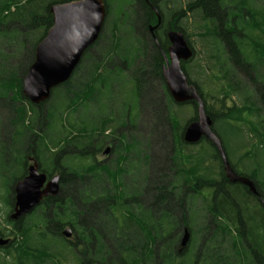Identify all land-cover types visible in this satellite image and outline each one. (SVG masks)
I'll list each match as a JSON object with an SVG mask.
<instances>
[{"label":"trees","instance_id":"obj_1","mask_svg":"<svg viewBox=\"0 0 264 264\" xmlns=\"http://www.w3.org/2000/svg\"><path fill=\"white\" fill-rule=\"evenodd\" d=\"M68 1L72 0H0V41L10 45L19 41L20 48L30 54V66L37 45L53 25L51 7ZM114 1L106 0L107 23L112 20L113 27L101 47V57L93 58L88 70L82 59L71 78L53 89L45 103L34 105L24 97L22 85L28 69L9 63L18 51L0 55V102L7 103L13 112L16 108L14 133L8 147L3 145L1 151L3 158H11L10 165L17 174L13 190L27 173L29 157L49 179L59 176L61 186L56 197L45 198L24 223L16 225V243L8 247L12 249L0 264H68L70 247L66 243H75L74 248L81 250L80 263L264 264V214H259L264 212V205L258 199H264V158L259 160L261 155L264 157V0H202L208 12L203 35L212 37L211 56L223 85L215 100L218 109L208 105L205 98L206 111L238 138L233 149L214 125L233 169L254 181L259 197L246 186L229 181L221 156L209 140L207 147L199 151L192 150L196 144L184 141L185 128L196 116L184 128L172 113L174 157L168 173L148 189L147 199L139 198L143 195L148 156L140 142L130 141L123 133L118 136L117 132L134 124V113L124 101L122 111H115L113 93L115 85L120 87L124 73L119 67L109 70L108 65L114 55L131 58L130 52L121 54V46L132 35L128 22L133 12L129 5L132 0H117L119 8L115 6L117 15L113 16ZM137 2L144 9V22L149 18L146 0ZM197 4L194 0L188 10ZM123 31L127 36L122 41ZM106 34L102 32L98 43ZM221 40L228 48L226 56L217 52ZM152 57L156 67V53ZM156 71L151 76L158 79ZM146 76L142 74L141 79ZM168 99L171 107L177 104ZM37 127H42L41 132ZM108 129L115 130L114 140L118 138L119 144L114 150L116 158L105 162L98 156L105 138L110 136ZM247 137L253 141L252 147ZM237 146L249 161V150H257V164L252 163L248 171L231 160ZM207 148L213 151L209 153ZM84 207L86 211L82 212ZM175 210L181 212L182 224L191 234L190 243L181 253L180 233L175 234V224H179L175 222ZM96 211L104 217L101 226L90 224L93 220L89 218L97 217ZM202 215H206L205 221ZM67 227L72 229L75 241L62 235ZM105 233L112 241H106ZM91 244H97V248Z\"/></svg>","mask_w":264,"mask_h":264},{"label":"rangeland","instance_id":"obj_2","mask_svg":"<svg viewBox=\"0 0 264 264\" xmlns=\"http://www.w3.org/2000/svg\"><path fill=\"white\" fill-rule=\"evenodd\" d=\"M162 1H168L170 5H173L175 8L179 9L181 7L186 8V16L184 18L185 20V28H186V34L189 40L193 43L197 50L196 56L192 57V61L188 63L187 67V73L192 81H195L197 85L200 87V89L203 91L204 96L206 98V102L208 105H216L218 109V101L217 96L220 94V89H222V83L220 79L216 76L217 70L215 68L214 60L211 59V55L214 53L212 49V43H210V39L204 37L202 34L205 30L203 26L205 25L204 17L203 15L197 10L198 7H195L192 9V11L188 10L189 4L191 2H194V0H162ZM113 10L116 11L115 6L117 7V10L119 8V5L117 3V0L113 2ZM116 17V13L112 14ZM119 15V14H118ZM141 15L139 16V21L134 24V19H131L129 23V27L132 28V35L134 33L133 30H136L138 28V32L140 34L144 33L143 26H141L140 23ZM107 20L105 21V28L104 31L107 33L103 40H101L100 43L95 44L94 48L91 49V51L83 58V63L86 65V69H89L90 64L92 65L93 58L99 59L101 57V51L102 46H104V42H106V39L108 38V31L109 29L113 27V21H109L107 24ZM139 23V24H138ZM128 27V28H129ZM123 30H126L124 28ZM123 31L122 41L127 36ZM138 34L137 32L135 33ZM132 35H129L130 40L122 42V50L123 52L121 54H124V52H130L132 54V47L134 45V39L132 38ZM201 35V37H200ZM18 38V37H17ZM21 39V37H20ZM23 39V38H22ZM224 42H220V49H218L217 52H220L222 56H226L228 53V48L226 44H223ZM147 46V45H146ZM16 47L20 48L21 45L18 41V43H13L10 45L7 41H0V55L2 53H5L7 55H12V53L18 51L16 57H11L9 63L12 66H19L21 69H28L31 67V64L29 66L30 62V54L28 51L26 52L25 48L17 49ZM151 51L150 47L147 46L146 52L148 53ZM150 55V53H148ZM35 60V58H34ZM145 63L142 64L140 67H144ZM145 69L147 68V65H145ZM17 68V67H16ZM107 68V66H105ZM109 70H112L110 67H108ZM27 70V72H28ZM135 71V70H131ZM147 76L145 77L144 83L140 84V93H139V99L136 100V95L138 94L137 90L134 88L132 78L130 76V72L123 71L124 75L120 84L115 85V91L113 93L114 98V109L116 112H121V104L124 101L126 104L132 106V113H135V115L132 117L133 125L126 126L124 128H118V136L120 133L124 134V137L126 135V138L132 141L133 139L137 142L141 143V147L144 150L145 154H147L148 158L146 159V179L144 180L143 185V195L139 199H147L148 198V189L153 187L154 181H156L158 178H160L162 175H165L168 173V166L169 163L172 162V158L174 157V150H175V135H174V128L172 124L170 123V115L173 113L176 116L177 121L179 122L180 127L186 126L187 121L191 119L192 117L197 118L196 115V109L195 106L190 103H183L180 104H172L173 107H171V103L169 102L167 92L163 88V85L160 84L157 78L152 77L150 72L144 71ZM27 74V73H26ZM25 74V75H26ZM25 77V76H24ZM137 86V84L135 85ZM113 98V99H114ZM15 99V98H14ZM16 100V99H15ZM22 103H26V101H22ZM30 102V101H29ZM31 103V102H30ZM15 104V102H14ZM3 106V109L2 107ZM51 107V104L46 106L45 111L47 112V109ZM108 110L106 109L105 112ZM11 109L8 107V104H3L0 102V159H2L3 164L0 163V230L3 231L6 237H15L14 243H16L17 240V230L14 227V223L8 220V216L10 213L11 203L12 200H15L16 193L13 192V179L17 177L16 172H13V168L11 167V162L9 161L11 158L6 157L3 158V155H1V151L3 149V145L5 147H8L11 135L14 133V123L13 120L16 118L15 111L12 113ZM84 114V112H83ZM92 115V113H90ZM78 116V114H77ZM215 129L224 135L226 143H230L231 147L234 149L236 147L235 143L237 144L238 138L236 140V136L232 133V131L228 128L226 129V125L222 124L221 121L216 120L214 121ZM183 128V129H184ZM226 129V130H225ZM42 127H37V131L41 132ZM116 130V131H117ZM113 129H108L107 133L109 138H105V140L109 141V143L112 142L111 146H114L113 140L114 135L116 134ZM114 133V134H113ZM131 133L134 135L132 137ZM229 133V137H228ZM232 135V137H230ZM230 138V139H229ZM118 139V138H117ZM247 140L250 143V147H252L253 141L247 137ZM107 141V142H108ZM204 141V140H203ZM229 141V142H228ZM119 144V143H118ZM227 144V145H228ZM202 147H207L206 140L204 143L201 141L198 144L194 145L193 149L194 151H199L202 149ZM230 148V146H227ZM109 148L104 144L102 152L98 156V160H104L105 162H109L116 158V154H113L111 157L107 158L109 154L105 155L106 149ZM237 152L235 155L231 157L232 162H235L239 164L240 168L244 171H248L252 167V163L257 164V156L255 154L256 149L251 148L249 150L250 152V161L243 158L244 152L240 150V148L237 146L236 148ZM207 151L211 153L212 151L207 148ZM4 152V151H2ZM8 155V153H7ZM261 155V153H259ZM107 156V157H106ZM264 157L261 155L259 158L260 162L261 159ZM264 171V167H263ZM16 186V184H15ZM15 188V187H14ZM15 190V189H14ZM14 198V199H13ZM202 202V199H200ZM186 204H184L185 208ZM86 211L85 207L82 208V212ZM175 222L178 221L179 224H175V234L176 232L180 233V238L178 239V242H182L183 238V230L185 226L182 224L181 218V212L178 210H175ZM91 215V214H90ZM97 217L95 218H89V221H92L90 224L98 226H101L104 222V217L99 216V213L96 211ZM203 218L201 217L202 221H205L206 215ZM208 218V217H207ZM82 220V218H81ZM201 224L200 218L198 221V225ZM69 228V227H68ZM64 228V230L68 229ZM101 230L102 229L101 227ZM104 236L106 237V241H112L111 238L108 237V235L105 233ZM4 239V238H3ZM70 240L73 239L75 241L76 237L72 236L69 238ZM81 243V242H80ZM66 247H70V250H67L68 258H70V261L68 264H80L82 252L81 250L77 249L76 247H71L70 244L66 243ZM107 245H110L108 243ZM84 246L83 244H80V247ZM92 248H97V244H91ZM12 248L0 246V259H6L8 255V250ZM66 251V250H65ZM71 256V257H70ZM73 257V258H72ZM11 258H9L10 260ZM80 259V260H79ZM13 261V259H12Z\"/></svg>","mask_w":264,"mask_h":264},{"label":"water","instance_id":"obj_3","mask_svg":"<svg viewBox=\"0 0 264 264\" xmlns=\"http://www.w3.org/2000/svg\"><path fill=\"white\" fill-rule=\"evenodd\" d=\"M53 25L36 47L35 60L23 79L22 93L35 105L47 102L53 89L66 83L81 63L84 54L99 39L107 16L105 0H72L54 4L51 7ZM171 63L164 70L169 92L178 104L193 101L197 106V118L189 123L183 139L188 144L209 140L219 152L224 171L232 183H240L258 194L256 184L248 177L241 176L233 169L221 138L214 131V120L207 113L204 100L197 88L188 80L180 61L190 60L194 53L183 32L169 34ZM111 152L107 148L105 155ZM60 177L48 179L37 162L28 169V175L15 186L16 205L11 218L19 220L32 213L45 198L56 197L60 193ZM66 238L73 234L71 228L63 232ZM191 240L185 229L181 246L184 250ZM8 239H0V246L8 244ZM96 264V263H95Z\"/></svg>","mask_w":264,"mask_h":264},{"label":"flooded vegetation","instance_id":"obj_4","mask_svg":"<svg viewBox=\"0 0 264 264\" xmlns=\"http://www.w3.org/2000/svg\"><path fill=\"white\" fill-rule=\"evenodd\" d=\"M105 2H106V0H105ZM197 2H198V4L196 5V7H198L197 10L204 17L208 12H206L204 10L202 0H197ZM129 5H130V8L132 9V12H133V18L132 19H134V21H135L134 24H136L139 21V16L140 15L142 16V14H143L142 11L144 9H143V7H141L140 2H137V0H132V2ZM106 6H107V15H108L109 7L107 5V2H106ZM145 6H146V11L149 12V18L145 19L144 22H142L143 18L140 19V23H141V26H143L144 33L140 34L138 32V28L136 30H133L134 33L132 35V38L134 39V45L132 47L131 58L128 59V58H124L121 55H114L113 59L111 61V64H109L108 67H110L112 70H114V67H119V69H121L124 72L125 71L130 72V76L133 77L132 78L133 85H134V83H135V85L137 84V86L134 85V88L138 92V94L136 95V98L137 97L138 98L136 100H140L139 99L140 84L144 83V81H145V80L141 79L142 74H145L144 71H147V72H150L153 76V73L156 71V68H157L156 72L159 74L158 81L160 82L161 85H163V88L167 92L166 94H167L168 98L170 97L171 99H173L170 92H169L168 82L164 77V70L169 67V65L172 61L171 55H170V47L172 46V43H171L170 38H169L170 32L171 31L183 32L184 37L186 38L189 46L191 47V49L194 53V57L197 54V50H196L195 46L193 45L191 40H189V38L187 37V34H186L185 20H184V18L186 16V8L181 7L179 9H177L173 5H170L168 3V1H162V0H153V1L152 0H150V1L146 0ZM106 20H107V16H106L105 21ZM209 25L213 26L212 20H210ZM104 26H105V24H104ZM218 26H219V24H218ZM104 28L105 27H103L102 32L104 31ZM203 28H204V26H203ZM223 28H224V24H223ZM217 29L219 30L220 28H217ZM136 32L138 33L137 35L135 34ZM101 35H102V33H101ZM200 37H201V35H200ZM99 39H100V37H99ZM99 39L96 41L95 44H97L100 41ZM222 42H225V41H222ZM223 44H225V43H223ZM94 45L84 54L83 58L91 51V49L94 48ZM146 45L149 46L151 49V51L148 52V53H150V55H148V53L146 52V49H147ZM153 53H156V60H157L156 67H155V63H153V61H152ZM211 59H212V56H211ZM191 61H192L191 59L187 60V61L186 60L180 61L181 68L185 73H187L188 63H190ZM143 63H145V65H147L146 69L144 68V67H146L145 65H144V67H140V66H142ZM131 70H135V71H131ZM187 76H188V80H189V75L187 74ZM189 82H191V81L189 80ZM194 86L197 88V90L199 91V93L202 96V99L204 100L205 96H204V93L202 92V90L200 89V87L199 86L197 87L196 85H194ZM186 103H190V104L194 105L197 109V106L193 101L186 102ZM1 107L3 109V106H1ZM134 115H135V113L133 114V116ZM107 141L105 142L106 146L111 148L110 155H108V157L106 156L107 158H109L114 154V150L116 148V145L118 144V140L117 139L113 140L114 146H111L112 142L109 143V141L108 142ZM104 160H106V158ZM34 162H35L34 158L29 157V163L27 164V173H26L25 177L28 175L29 167ZM247 188L249 190V187H247ZM13 192L15 193V190H13ZM252 193L259 197V194H255L254 192H252ZM258 199H259L260 203H262L264 205V199L262 197L258 198ZM11 204L12 205L10 208L8 220L13 222L15 224L14 227H16L17 224L24 223L25 218L27 216H25L19 220L12 219L11 216L14 213V208L16 205V196H15V200H12ZM262 213L264 214L263 211L259 212V214H262ZM185 229L186 228H184L183 233L185 232ZM64 231L65 230L63 229V231H62L63 236H64V234H63ZM0 238H4V239L9 240L8 244H6L4 247H9L15 241V237H13V238L12 237H6L5 238V234L3 233L2 230H0ZM67 239H69V238H67ZM70 245H71V247H74L75 243H72ZM180 247H181V243H180ZM182 250L183 249L180 248V250H179L180 253L182 252ZM199 253L201 254V250ZM80 264H94V263L84 262V263H80Z\"/></svg>","mask_w":264,"mask_h":264}]
</instances>
